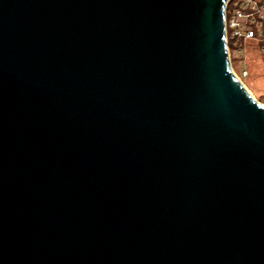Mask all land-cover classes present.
Returning a JSON list of instances; mask_svg holds the SVG:
<instances>
[{"label":"water","instance_id":"1","mask_svg":"<svg viewBox=\"0 0 264 264\" xmlns=\"http://www.w3.org/2000/svg\"><path fill=\"white\" fill-rule=\"evenodd\" d=\"M227 1L0 0V264H264Z\"/></svg>","mask_w":264,"mask_h":264},{"label":"built area","instance_id":"2","mask_svg":"<svg viewBox=\"0 0 264 264\" xmlns=\"http://www.w3.org/2000/svg\"><path fill=\"white\" fill-rule=\"evenodd\" d=\"M224 35L228 56L231 49L240 57L245 52L244 46L253 43L264 52V0H228L224 9ZM240 76L246 78L247 70L241 71Z\"/></svg>","mask_w":264,"mask_h":264},{"label":"rangeland","instance_id":"3","mask_svg":"<svg viewBox=\"0 0 264 264\" xmlns=\"http://www.w3.org/2000/svg\"><path fill=\"white\" fill-rule=\"evenodd\" d=\"M255 46L254 43L246 44L244 46L245 52L242 51L240 57L238 54L232 53L230 49L229 61L232 71L239 78L248 95L264 107V52ZM244 69L248 73L246 78L240 76V72Z\"/></svg>","mask_w":264,"mask_h":264},{"label":"bare ground","instance_id":"4","mask_svg":"<svg viewBox=\"0 0 264 264\" xmlns=\"http://www.w3.org/2000/svg\"><path fill=\"white\" fill-rule=\"evenodd\" d=\"M232 69V68H231ZM233 75L237 78V76L234 74V72L232 71ZM239 81V80H238ZM240 82V81H239Z\"/></svg>","mask_w":264,"mask_h":264}]
</instances>
